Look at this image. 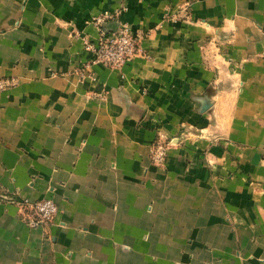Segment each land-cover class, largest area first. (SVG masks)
Listing matches in <instances>:
<instances>
[{
    "label": "crops",
    "instance_id": "0c3cea01",
    "mask_svg": "<svg viewBox=\"0 0 264 264\" xmlns=\"http://www.w3.org/2000/svg\"><path fill=\"white\" fill-rule=\"evenodd\" d=\"M104 13L146 34L120 70L84 48ZM8 77L0 264H264V0H0Z\"/></svg>",
    "mask_w": 264,
    "mask_h": 264
},
{
    "label": "built area",
    "instance_id": "2783aa9c",
    "mask_svg": "<svg viewBox=\"0 0 264 264\" xmlns=\"http://www.w3.org/2000/svg\"><path fill=\"white\" fill-rule=\"evenodd\" d=\"M111 18L108 13L92 18V22L98 27V35L94 41L84 39V48L92 52V63H100L120 70L135 56L143 55L140 43L146 34L132 31L130 25L120 19H114V26L107 27L106 21ZM16 83L15 77L0 78V91L12 87ZM172 144V139L158 138L154 140L150 146L151 161L155 165H163L168 148ZM1 198L7 200L4 195ZM18 203L26 215L25 222L31 228H45L53 222L58 212L56 203L50 198L33 201L21 199Z\"/></svg>",
    "mask_w": 264,
    "mask_h": 264
}]
</instances>
